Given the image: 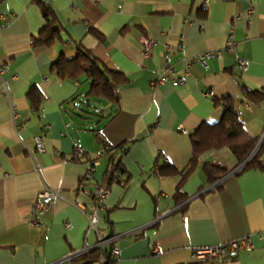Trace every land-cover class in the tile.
Wrapping results in <instances>:
<instances>
[{
	"label": "crops",
	"instance_id": "0c3cea01",
	"mask_svg": "<svg viewBox=\"0 0 264 264\" xmlns=\"http://www.w3.org/2000/svg\"><path fill=\"white\" fill-rule=\"evenodd\" d=\"M42 1L62 26V40L48 46L31 43L44 26L36 0L0 2V264H66L60 261L70 252L93 245L85 214L94 182L109 188L98 217L100 233L117 236L112 264H264V170L235 174L237 160L227 147L206 150L181 186L180 203L174 198L180 175L173 173L191 157L194 129L221 118L224 108L213 99L224 97L263 144L264 163V99L240 102L245 87L264 91V0ZM231 30L234 51L225 48ZM140 34L154 40L146 57L136 42ZM77 43L127 77L117 102L89 96L84 105L89 78L60 79L51 70L60 55L74 58ZM213 50L220 57L192 60ZM238 59L248 61L245 70ZM164 66L182 82L152 86ZM32 85L42 93L37 110L26 98ZM80 108L87 118L75 114H84ZM43 125L49 126L44 150L36 152L33 136ZM124 141L128 180L108 186V158L98 152ZM76 147L84 153L79 161L72 160ZM163 156L175 170L158 177L150 169ZM91 160L95 171L84 179ZM206 160L230 170L220 189L207 184ZM46 186L60 196L35 217L33 205ZM240 237L249 239V250L196 257V250Z\"/></svg>",
	"mask_w": 264,
	"mask_h": 264
},
{
	"label": "trees",
	"instance_id": "16d2710c",
	"mask_svg": "<svg viewBox=\"0 0 264 264\" xmlns=\"http://www.w3.org/2000/svg\"><path fill=\"white\" fill-rule=\"evenodd\" d=\"M1 1L2 0H0V2ZM36 1L40 7L44 26L40 29L37 36L33 38L32 44L35 46H48L58 40H62V26L59 23L53 8L46 1ZM75 49L76 54L74 58L66 59L60 55L52 62L50 67L51 70L60 79H76L81 75H86L87 78H89L90 82L87 91L83 99L79 100V102L84 105L89 104L87 103L89 102V96L100 97L109 102H117L118 89L121 85L127 83V77L123 75V73L105 67L80 43L75 45ZM240 93L242 94L240 102H256L264 99V91L262 90H253L245 87V89H241ZM26 98L30 103V106L34 110H37L42 100V93L37 86L32 85L26 92ZM75 99H78V97L74 96L71 100L73 101ZM213 100L215 105L221 104L224 108L223 114L218 121L212 123L202 122L191 133V157L186 166L182 170L170 168L168 166V160H165L164 156L162 157L163 160L161 165L157 161L154 162V165H157L158 167L159 175H162L163 173L169 174L174 170L173 173H177L178 171L180 178L175 187L174 198H176V201L179 203L184 199V193L181 191L182 184L198 164L199 155L206 150L227 147L237 160V165L234 169L235 174L247 168H260L264 170V163L261 160L263 144L259 141L257 136H252L246 130L242 117L235 109L233 99L230 97H224L222 100ZM80 109L84 114L77 112H75V114L81 116L82 119L87 118L84 115L89 113V111L85 109L83 110L82 108ZM72 112L74 113V111ZM96 134L98 135V133ZM128 148L129 144L126 143V141L115 147L108 145V147L103 148L105 151L99 156L106 155L108 158L104 172L106 185L109 186L112 182L124 185L127 182L128 174L123 168L122 157L127 152ZM72 160L79 161L80 158L73 156ZM91 162H93V160H91ZM202 170L206 176L207 184L212 185V188L216 189L221 188L224 177L230 171L219 163L208 160L202 163ZM117 171L119 172V175L116 174ZM84 179L89 178L84 176ZM96 184H98V182L93 183L94 186ZM112 235L113 234H108L105 236ZM113 246L114 241L107 243L101 248L96 247L90 249L87 252L71 258L70 264H91L98 260L101 255L106 257V261L103 264H112L115 259L111 256V249Z\"/></svg>",
	"mask_w": 264,
	"mask_h": 264
},
{
	"label": "built area",
	"instance_id": "2783aa9c",
	"mask_svg": "<svg viewBox=\"0 0 264 264\" xmlns=\"http://www.w3.org/2000/svg\"><path fill=\"white\" fill-rule=\"evenodd\" d=\"M5 24L4 17L0 16V27H2ZM136 42L138 46L140 47V53L142 56L146 57L149 55V51L154 43V40L145 36V35H138L136 37ZM235 47V41L233 39L232 30L227 34L226 36V42H225V48L228 51H234ZM166 51L170 50L169 45L165 46ZM220 57V51L219 50H213V51H205L203 53H200L192 60L199 61L200 63L204 64V61L211 57ZM239 65L242 70H245L248 66V61L243 59H238ZM168 80H171V82H178L181 83L182 80L179 77H176L174 74V70L170 66H165L162 71L158 74V76L151 81V85L156 87L159 85H163ZM16 113H12V117H15ZM43 133L37 134L33 136V142H34V150L36 152H42L44 150L43 147V136L45 131L49 128L48 125H43L42 127ZM104 149L101 148L98 152V156L102 155L104 153ZM73 156L76 158H82L84 156V153L81 148L76 147L73 151ZM96 161L88 163V168L85 173L86 178H91L93 175V172L95 171V165ZM39 170V168H38ZM235 171V170H234ZM150 173L156 175L159 177V170L157 165H152L150 169ZM117 175H119V172H116ZM103 184H96L94 186V190L92 191V198H93V204L90 208V210L85 214L86 220H87V232H93L96 235L95 242L93 245H84L81 249L75 250L70 252L68 255H66L60 262H64L66 264H70L71 258L87 252L90 249L93 248H101L105 246L107 243H110L115 240L117 236H105L100 233L99 231V217L98 214L100 211L104 210V200L108 196V190L105 188ZM60 196L57 189H54L52 187L46 186L43 191H41L39 195L38 201H36L33 205V213L36 216L42 215L46 209L47 206L56 198ZM37 222L33 220L32 224L35 225ZM251 248V243L247 237H240L236 239H231L229 241H226L224 243H220L218 245L212 246V247H204L199 250H196L195 254L196 257L199 260H215L218 258H225L232 256L234 253H236L238 250H249ZM157 250V249H156ZM118 255V248L114 245L111 249V256L114 258ZM106 261V257L103 255L100 256V258L93 263L95 264H103Z\"/></svg>",
	"mask_w": 264,
	"mask_h": 264
},
{
	"label": "rangeland",
	"instance_id": "374dc122",
	"mask_svg": "<svg viewBox=\"0 0 264 264\" xmlns=\"http://www.w3.org/2000/svg\"><path fill=\"white\" fill-rule=\"evenodd\" d=\"M31 43H33V41H31ZM104 186H105V185H104ZM105 188L108 190V193H109V188H108L107 186H106Z\"/></svg>",
	"mask_w": 264,
	"mask_h": 264
}]
</instances>
